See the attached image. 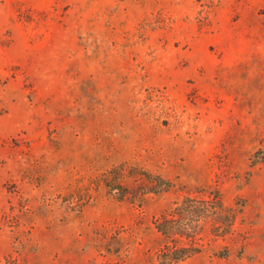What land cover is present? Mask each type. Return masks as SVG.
<instances>
[{
  "label": "rangeland",
  "instance_id": "374dc122",
  "mask_svg": "<svg viewBox=\"0 0 264 264\" xmlns=\"http://www.w3.org/2000/svg\"><path fill=\"white\" fill-rule=\"evenodd\" d=\"M186 198L177 264H264V0H0V264H163Z\"/></svg>",
  "mask_w": 264,
  "mask_h": 264
},
{
  "label": "trees",
  "instance_id": "16d2710c",
  "mask_svg": "<svg viewBox=\"0 0 264 264\" xmlns=\"http://www.w3.org/2000/svg\"><path fill=\"white\" fill-rule=\"evenodd\" d=\"M159 183L158 188L152 187L148 192L158 194L169 190L168 182L160 180ZM218 205H221V202ZM209 216V210L205 208V201L186 198L170 215H164L161 219L156 220L155 228L157 231L166 240L174 242L172 248L168 246V251L164 254L163 264H177L201 252L202 246L195 244L196 236L202 232V223ZM181 221L186 223L182 227L179 225ZM183 237L191 241L190 246H180L179 240Z\"/></svg>",
  "mask_w": 264,
  "mask_h": 264
}]
</instances>
